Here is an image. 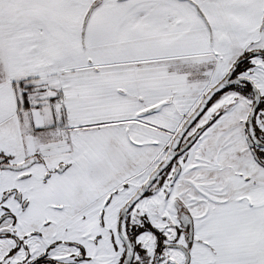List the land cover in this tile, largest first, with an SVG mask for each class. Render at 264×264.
<instances>
[{
    "label": "snow or ice",
    "instance_id": "obj_1",
    "mask_svg": "<svg viewBox=\"0 0 264 264\" xmlns=\"http://www.w3.org/2000/svg\"><path fill=\"white\" fill-rule=\"evenodd\" d=\"M0 264H264V0H0Z\"/></svg>",
    "mask_w": 264,
    "mask_h": 264
}]
</instances>
